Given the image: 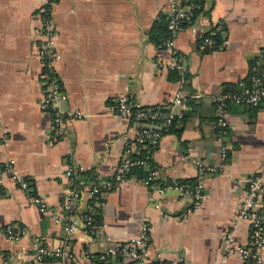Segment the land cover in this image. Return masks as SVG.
I'll list each match as a JSON object with an SVG mask.
<instances>
[{
  "label": "crops",
  "instance_id": "crops-1",
  "mask_svg": "<svg viewBox=\"0 0 264 264\" xmlns=\"http://www.w3.org/2000/svg\"><path fill=\"white\" fill-rule=\"evenodd\" d=\"M47 2L59 55L55 75L62 98L57 109L64 119V135L53 144L48 139L54 110L39 105L44 86L36 11ZM169 2L0 0V225L25 231L17 242L0 234V264H34L35 235L49 247H68L72 253L68 264H89L85 252L102 251L103 237L126 242L137 235L143 222L149 226V256L162 263L245 264L238 255L224 253L222 236L238 210L241 181L249 175H264V99L259 106L226 104L228 125L221 143L213 126V97L230 92L227 89L238 90L250 65L264 64V0H203L201 12L174 39V49L185 63L182 73L159 70L152 64V60L171 57L170 50L148 39L152 22L167 15ZM218 23L226 31L228 48L201 49L204 33ZM261 74L264 80V71ZM121 94L144 106H159L181 95L186 106H173L175 128H182L181 135L163 133L152 157L159 183L181 189L157 194L133 174L101 195L96 218L99 234L68 239L61 223L26 201L5 163H11L14 173L26 177L35 193L57 208L69 186L66 163L72 160L76 179L91 184L115 171L125 145L133 140L138 125L114 113L115 99ZM75 109L85 116L70 118L67 113ZM221 144L227 162L220 173L205 175L206 196L191 210L192 196L185 189L197 176L192 159L219 163ZM188 152L190 158H186ZM150 196L160 203L159 209ZM235 236L239 243L247 240V222L237 227Z\"/></svg>",
  "mask_w": 264,
  "mask_h": 264
},
{
  "label": "built area",
  "instance_id": "built-area-1",
  "mask_svg": "<svg viewBox=\"0 0 264 264\" xmlns=\"http://www.w3.org/2000/svg\"><path fill=\"white\" fill-rule=\"evenodd\" d=\"M202 0H170L167 9V29L169 37L165 40L163 47L171 51V57L167 61L160 59L152 60L156 69L183 72L185 63L174 49V39L182 24L190 25L194 17L202 10ZM40 20L38 28L37 51L41 62V77L44 86V94L39 100V105L44 110H54V117L51 125V134L48 142L53 144L64 135V119L57 109L59 100L62 98L60 83L55 75L56 63L59 55L54 47V27L51 19L50 3L40 5L36 11ZM192 30H194L192 28ZM220 35L219 41L214 36ZM229 45V39L221 23L214 25L206 31L200 41L201 49L224 50ZM259 62L255 61L250 65L248 82L242 83L238 90L233 92H221L213 97L216 105V117L213 121L216 138L221 142L226 134L227 121L225 119V106L232 102L241 106H257L264 99V80L259 73ZM197 96L196 94L193 95ZM174 104L185 102L180 94L168 103L157 106H144L140 102L132 100L125 94L115 99L114 113L137 124L133 140L127 143L121 154L115 171L106 177L97 178L91 184L82 179H76V166L70 160L64 166V176L69 180V186L63 190V200L56 208L50 207L44 197L35 193L33 186L26 177L17 175L12 170L11 163H5L6 170L12 172V176L22 191L25 199L34 205L40 212L48 213L51 219L64 226L66 237L71 239L79 234H99L97 215L101 207L100 197L103 193L110 192L130 178L133 168L146 169L147 175L143 183L152 187L157 194L164 193L167 189L180 190L181 187L171 184H160L157 169L151 165L153 152L156 149L161 135L167 131L176 114L173 110ZM70 118L79 119L85 115L75 109L69 111ZM222 143V142H221ZM220 162L209 164L204 158L193 157V163L197 168V176L193 188H186L185 192L192 196V209H197L204 199L203 189L204 177L207 173H220L226 157V148L221 144ZM188 152L186 158H190ZM151 197V196H150ZM264 198V175L253 174L241 181V200L238 210L232 219L229 228L223 233L222 247L225 254L238 255L245 264H264V211L261 203ZM151 200L152 197H151ZM155 209L160 208L158 201L152 202ZM247 222L248 237L245 242H237L235 230L243 222ZM148 223L143 222L137 235L126 242L117 243L108 237H103L104 249L98 253L85 252L89 264H96L97 261L103 264H112L115 261L130 260L135 264H186L162 263L149 256V231ZM25 231L15 226L0 225V234L8 240L17 242ZM32 257L34 264L51 259H60L62 264H68L72 253L65 245L49 247L40 235L32 238Z\"/></svg>",
  "mask_w": 264,
  "mask_h": 264
},
{
  "label": "trees",
  "instance_id": "trees-1",
  "mask_svg": "<svg viewBox=\"0 0 264 264\" xmlns=\"http://www.w3.org/2000/svg\"><path fill=\"white\" fill-rule=\"evenodd\" d=\"M203 2V0H202ZM186 25L185 23L182 24ZM169 37V30L167 29V18L165 14H162L160 16H158L153 22L152 25L148 31V39L149 41H151L153 44L159 46V47H163L165 40ZM220 35L217 34L216 36H214V40L219 41ZM206 51H213V49H206ZM261 71H264V64L263 65H259V73L261 74ZM170 73H176L175 71H169ZM177 75V74H176ZM262 76V74H261ZM263 78V77H262ZM248 82V77L245 81V83ZM230 90V92H233L235 90H237V88H231V89H227ZM192 101L188 100V103H191ZM261 104V103H260ZM260 104H258L257 106H259ZM185 117H182V120H184ZM177 121V118H174V120L172 121V124L170 126V128L167 131H164L163 133H167V132H173L174 134L177 135V137H180L181 135V131L182 128H175V123ZM227 162L224 161V163ZM151 165L153 166V164L151 163ZM147 170L143 169V168H133L130 172V176L131 175H136L139 179H144L147 175ZM89 172L84 173L86 176L88 175ZM77 177V174H76ZM89 179V178H88ZM195 184V180L192 181L190 184H188L189 189L193 188ZM264 211V209L262 210ZM96 264H103L102 262L97 261Z\"/></svg>",
  "mask_w": 264,
  "mask_h": 264
}]
</instances>
